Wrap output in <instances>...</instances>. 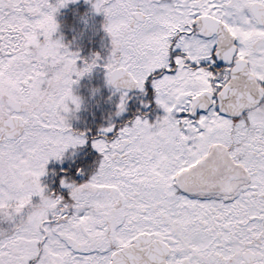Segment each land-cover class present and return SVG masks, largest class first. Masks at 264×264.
I'll list each match as a JSON object with an SVG mask.
<instances>
[{"label":"snow or ice","instance_id":"1","mask_svg":"<svg viewBox=\"0 0 264 264\" xmlns=\"http://www.w3.org/2000/svg\"><path fill=\"white\" fill-rule=\"evenodd\" d=\"M68 2L0 0V264H264V0H94L119 111H162L96 136Z\"/></svg>","mask_w":264,"mask_h":264},{"label":"flooded vegetation","instance_id":"2","mask_svg":"<svg viewBox=\"0 0 264 264\" xmlns=\"http://www.w3.org/2000/svg\"><path fill=\"white\" fill-rule=\"evenodd\" d=\"M79 11L83 13V8L82 6L79 7L78 0L68 2L66 6L61 7L55 15L58 29L54 33L53 39L61 35L66 38L72 35L77 28ZM98 19L100 20L96 23L97 34L90 35L84 43V48L90 56L77 61L78 66L83 67L86 63L96 60V66L72 85V93L79 98L80 106L77 109L75 105L69 102L70 111L65 114L67 122L73 130L86 133L89 136L99 135L103 129L110 126L118 128L134 120L137 116H144L149 121L154 122L157 116L162 115V111L155 106L146 109L144 103L147 101H144V98L136 90L127 92L126 109L124 112L119 111L122 93L108 84L104 67L111 53V37L104 28L105 16L98 17ZM64 45L71 52L73 47H71L69 40L66 39ZM76 46L77 44L74 47ZM48 179L47 176L43 177L42 182L47 184ZM11 227L12 225L7 222H0V228L9 229Z\"/></svg>","mask_w":264,"mask_h":264},{"label":"rangeland","instance_id":"3","mask_svg":"<svg viewBox=\"0 0 264 264\" xmlns=\"http://www.w3.org/2000/svg\"><path fill=\"white\" fill-rule=\"evenodd\" d=\"M69 2H73V0H69ZM93 4L94 0H78V5L79 7L82 6L83 13H80L79 11L76 30H74L72 35L67 38L64 35L56 38L57 40H60L62 44L65 43L66 39L69 40L71 47H73L71 52L77 54L78 60L90 56L89 52H86L84 48L85 40L90 37V35L97 34L98 29L96 30V23L100 20L98 17H104L103 13H98L94 10ZM59 10L57 12H59ZM93 26H95L94 29ZM76 44L77 46L74 47Z\"/></svg>","mask_w":264,"mask_h":264}]
</instances>
